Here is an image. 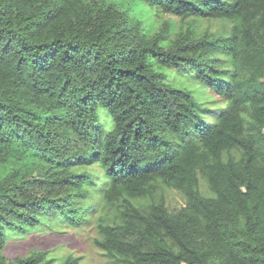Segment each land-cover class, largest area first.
<instances>
[{"label":"trees","instance_id":"obj_1","mask_svg":"<svg viewBox=\"0 0 264 264\" xmlns=\"http://www.w3.org/2000/svg\"><path fill=\"white\" fill-rule=\"evenodd\" d=\"M160 14L235 23L173 34ZM91 163L123 205L94 240L111 264H264V0H0V264H77L5 251L45 216L74 221ZM161 184L184 204L127 198Z\"/></svg>","mask_w":264,"mask_h":264},{"label":"rangeland","instance_id":"obj_2","mask_svg":"<svg viewBox=\"0 0 264 264\" xmlns=\"http://www.w3.org/2000/svg\"><path fill=\"white\" fill-rule=\"evenodd\" d=\"M136 10L138 17L153 13L149 7L143 5L138 6ZM171 23L176 26L173 34L187 28H195L200 33L210 31L220 34L229 32L235 22L229 19L211 18L202 19L197 25H193L190 24L188 18L180 20L178 17L166 14H160L155 20V25L162 27ZM169 73L174 76L175 83L194 88L198 98L209 101L212 106L216 105L217 109L224 104L225 100L222 97L218 96L215 91H211L198 79L193 78L188 72L169 70ZM82 167H86L94 174L97 183L93 187L87 186L90 195L85 201V207L75 213L74 221L70 222L61 216H45L43 223L37 225L36 228L25 234L13 236L7 243L5 251L7 254L16 256L26 255L32 250H50L51 254L57 257L76 258L77 264H111L104 251L95 245L94 240L102 236L99 225L114 223L118 214L116 207L123 209V205L122 202H108L104 199L100 190L104 174L98 163L82 165L80 168ZM127 198L143 213L148 212L152 203L164 201L166 206L174 209L182 206L185 202L181 192L164 184L157 185L156 190L152 193L137 197L127 196ZM90 202H95L94 208L86 210Z\"/></svg>","mask_w":264,"mask_h":264}]
</instances>
